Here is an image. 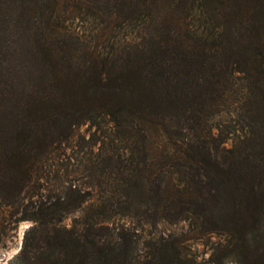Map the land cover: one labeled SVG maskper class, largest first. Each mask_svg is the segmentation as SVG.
<instances>
[{"label":"trees","instance_id":"obj_1","mask_svg":"<svg viewBox=\"0 0 264 264\" xmlns=\"http://www.w3.org/2000/svg\"><path fill=\"white\" fill-rule=\"evenodd\" d=\"M71 18L122 33L89 39ZM104 119L127 153L30 203L17 264H195L173 239L140 246L125 218L184 221L264 264V0H0V201L25 208L71 128Z\"/></svg>","mask_w":264,"mask_h":264},{"label":"rangeland","instance_id":"obj_2","mask_svg":"<svg viewBox=\"0 0 264 264\" xmlns=\"http://www.w3.org/2000/svg\"><path fill=\"white\" fill-rule=\"evenodd\" d=\"M66 24L89 39H109L112 42V40L118 39L122 33L120 28H105L103 23L94 19L71 18L66 21ZM232 89L235 92L229 94L228 100L221 107L222 112L212 119L219 126L228 125L237 118L236 100L240 99L241 94L239 91L236 92L237 83ZM230 144L231 141L228 139L225 146ZM154 149L158 150L159 146L153 144L151 150L155 151ZM112 151L115 153L114 159H112L114 163L117 161L118 155L126 152H124L121 143L113 138L112 126L107 119L98 124L84 120L71 128L67 139L59 143L57 149L45 160L40 173L44 180L34 181L35 187L30 189L29 198L27 197L23 201V205L26 204V207H14L0 201V264H17L14 255L21 247L24 230L31 224L30 220L22 219V215L30 209V203L53 196L56 188L58 189L57 179L77 178V182L81 184L83 190L90 188L88 187L89 182L104 181L105 175L89 176V169H91V165H95L101 170L104 169L107 162L106 155ZM47 175L48 179H45ZM84 211L85 208L74 212L62 222L68 224L72 218L81 217ZM122 222L135 226L140 236L139 245L142 247L145 243L164 237L175 240L181 250L193 259L195 264H239L222 248L223 237L219 233L194 234L189 229L187 222L184 221H159L149 224L137 223L134 219L125 218L122 219Z\"/></svg>","mask_w":264,"mask_h":264}]
</instances>
